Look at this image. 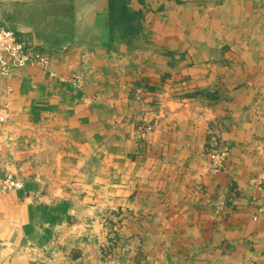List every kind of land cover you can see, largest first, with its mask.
<instances>
[{"label": "crops", "instance_id": "1", "mask_svg": "<svg viewBox=\"0 0 264 264\" xmlns=\"http://www.w3.org/2000/svg\"><path fill=\"white\" fill-rule=\"evenodd\" d=\"M123 1L133 35L12 27L83 84L0 76V264H264V0Z\"/></svg>", "mask_w": 264, "mask_h": 264}, {"label": "built area", "instance_id": "2", "mask_svg": "<svg viewBox=\"0 0 264 264\" xmlns=\"http://www.w3.org/2000/svg\"><path fill=\"white\" fill-rule=\"evenodd\" d=\"M25 66H36L51 77H58L61 80L70 82L75 87L80 88L83 84L79 73L70 76H58L51 69V54L35 49L23 42L18 33L12 28L0 25V76L7 78L13 68ZM10 90V87H7ZM9 113L7 103L0 104V122H4ZM150 128V126H146ZM211 165L214 168L221 166L228 158V148H217L209 153ZM255 186L264 192V172L255 180ZM23 187V182L11 174H7L1 182V190L6 192L12 189Z\"/></svg>", "mask_w": 264, "mask_h": 264}, {"label": "rangeland", "instance_id": "3", "mask_svg": "<svg viewBox=\"0 0 264 264\" xmlns=\"http://www.w3.org/2000/svg\"><path fill=\"white\" fill-rule=\"evenodd\" d=\"M90 0H0V25L32 26L38 33L79 34L82 30L76 16ZM79 26V27H78Z\"/></svg>", "mask_w": 264, "mask_h": 264}, {"label": "trees", "instance_id": "4", "mask_svg": "<svg viewBox=\"0 0 264 264\" xmlns=\"http://www.w3.org/2000/svg\"><path fill=\"white\" fill-rule=\"evenodd\" d=\"M139 12L129 10L123 0H111L110 22L116 26L119 34L133 35L139 32L138 24L134 23Z\"/></svg>", "mask_w": 264, "mask_h": 264}]
</instances>
